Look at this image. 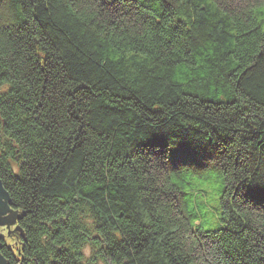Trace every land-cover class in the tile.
<instances>
[{
	"label": "trees",
	"instance_id": "trees-1",
	"mask_svg": "<svg viewBox=\"0 0 264 264\" xmlns=\"http://www.w3.org/2000/svg\"><path fill=\"white\" fill-rule=\"evenodd\" d=\"M263 7L0 0V264H264Z\"/></svg>",
	"mask_w": 264,
	"mask_h": 264
},
{
	"label": "rangeland",
	"instance_id": "rangeland-1",
	"mask_svg": "<svg viewBox=\"0 0 264 264\" xmlns=\"http://www.w3.org/2000/svg\"><path fill=\"white\" fill-rule=\"evenodd\" d=\"M261 15L259 17V21L264 19V7L261 10ZM263 30H264V25ZM205 192L202 193L204 197H201L200 200L202 203L200 210H199V219L203 222V226L205 229L209 230H217L221 228V226L216 223L215 218H217V213L216 207H217V202L220 197V190L219 187L216 184L212 185H206L204 186ZM0 230H1V225H0ZM1 237V236H0ZM1 239L4 241V243L8 246V239L1 237ZM86 253H89V249L86 250Z\"/></svg>",
	"mask_w": 264,
	"mask_h": 264
},
{
	"label": "water",
	"instance_id": "water-1",
	"mask_svg": "<svg viewBox=\"0 0 264 264\" xmlns=\"http://www.w3.org/2000/svg\"><path fill=\"white\" fill-rule=\"evenodd\" d=\"M2 199H6V195L3 193L2 189L0 188V217L5 216L6 209L4 206V203L2 202ZM9 213V212H8ZM15 216L13 214H7V217L0 219V236L3 238L8 239V243L10 247H13L14 241L12 238H10L12 230H13V223H14ZM1 261V260H0Z\"/></svg>",
	"mask_w": 264,
	"mask_h": 264
},
{
	"label": "flooded vegetation",
	"instance_id": "flooded-vegetation-1",
	"mask_svg": "<svg viewBox=\"0 0 264 264\" xmlns=\"http://www.w3.org/2000/svg\"><path fill=\"white\" fill-rule=\"evenodd\" d=\"M2 227V226H1Z\"/></svg>",
	"mask_w": 264,
	"mask_h": 264
}]
</instances>
